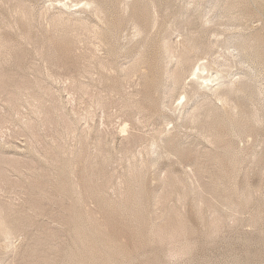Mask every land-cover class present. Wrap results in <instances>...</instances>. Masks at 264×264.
Instances as JSON below:
<instances>
[{
    "label": "rangeland",
    "instance_id": "rangeland-1",
    "mask_svg": "<svg viewBox=\"0 0 264 264\" xmlns=\"http://www.w3.org/2000/svg\"><path fill=\"white\" fill-rule=\"evenodd\" d=\"M60 1L0 0V264H264V0ZM212 39L218 101L162 48Z\"/></svg>",
    "mask_w": 264,
    "mask_h": 264
},
{
    "label": "bare ground",
    "instance_id": "bare-ground-1",
    "mask_svg": "<svg viewBox=\"0 0 264 264\" xmlns=\"http://www.w3.org/2000/svg\"><path fill=\"white\" fill-rule=\"evenodd\" d=\"M137 1V0H136ZM135 1V2H136ZM142 1V0H141ZM57 2H61L60 0L58 1L57 0ZM66 2H67V0H66ZM72 3V1L70 0L68 3ZM73 2H74V0H73ZM91 2H92V0H91ZM98 2V1H97ZM64 2L62 1V3L61 4H63ZM139 3H140V0H139ZM142 3H143V1L141 2V4L140 5H142ZM92 4V3H91ZM90 4V2H89V0H78V1H76L75 0V2H74V5H76L77 6V8L76 9H81L82 10V8H85L86 6H90L91 5ZM102 4V3H101ZM136 4V3H135ZM138 4V3H137ZM137 4H136V6H137ZM145 4V3H144ZM65 7L67 6V4L66 3H64L63 4ZM71 5H73V3L71 4ZM94 5H99V4H94ZM133 5V4H132ZM146 5V4H145ZM150 5V4H149ZM148 6V5H147ZM151 7L153 6V5H150ZM68 7V6H67ZM92 7V6H91ZM154 7V6H153ZM98 8V7H97ZM100 8V7H99ZM69 9V8H68ZM94 9H95V7H94ZM137 9H138V7H137ZM149 9V8H148ZM151 9V8H150ZM149 9V10H150ZM152 9H154V8H152ZM151 9V10H152ZM157 9V8H156ZM99 10V9H98ZM104 10V9H103ZM148 10V11H149ZM153 12V11H152ZM151 12V13H152ZM151 16H152V14H150ZM135 16H137V15H135ZM150 16V17H151ZM141 17V16H140ZM150 17H149V19H150ZM166 17V16H165ZM152 18V17H151ZM155 18V17H154ZM211 18V17H210ZM149 19H148V21H149ZM153 19V18H152ZM227 19V18H226ZM232 19H233V17H232ZM228 20V19H227ZM230 20V19H229ZM136 21V20H135ZM132 22L133 24L132 25H134L135 26V28H136V33H138V32H141L140 30H141V27L140 26H138V24L136 23V22ZM147 21V22H148ZM151 21V20H150ZM149 21V23H151ZM209 22L211 21L210 19L208 20ZM226 21V20H225ZM225 21H217L216 23H218V24H228L229 25V27H230V24H229V22L227 23V22H225ZM233 21V20H232ZM232 21L230 22V23H232ZM137 22H139V21H137ZM141 22V21H140ZM154 23H155V21H153ZM176 23V22H175ZM179 23V22H178ZM233 23H234V21H233ZM147 24V23H146ZM131 25V26H132ZM148 25V27H150L149 25H152V24H147ZM155 24H153V26H154ZM228 25H227V28H228ZM233 25V24H232ZM116 26V25H115ZM143 26H145V24L143 25ZM234 26V25H233ZM146 28L147 30L146 31H148L149 32V30L148 29H150V28ZM152 27V26H151ZM160 27V26H159ZM225 27V26H224ZM224 27H223V29H224ZM131 28H133V27H131ZM212 28H213V26H212ZM222 28V27H221ZM231 28V27H230ZM134 29V28H133ZM145 29V28H144ZM164 29V28H163ZM210 29V30H209ZM208 30H209V32H212L213 34H215L216 35V33H217V31H215V29H211V28H209ZM229 29V28H228ZM227 30V29H226ZM208 32V33H209ZM220 32V31H219ZM239 34V32H236V33H233V34H235V35H232L231 34V32H230V34H225L226 35V38H224L225 40H224V45H223V47H224V49L226 50V52L228 53V55H230V57H232V58H237L239 61H246L247 59H249L250 58V55H249V53L247 52V50H248V47H249V44H250V40L249 39H245L244 38V36L242 37V36H236V34ZM139 34V33H138ZM145 35V33L143 34V36ZM208 35V34H207ZM232 38H233V40H232ZM236 38H238L239 40H238V42L237 43H234V40H237ZM206 39H207V37H206ZM140 41V40H139ZM164 41V40H163ZM167 42V41H166ZM189 42V41H188ZM214 42L215 41H213V39H212V41H209V42H203V41H192L190 44H188V45H185V47H183L182 46V51H180V52H178V53H175L176 52V49L174 50V47L172 48V47H169L168 45H169V43H168V45H163L164 47H162L163 48V52L165 53V54H167L169 57H172V59L174 58V56H176L179 60H177V62L178 61H180L181 62V66L179 65V67L180 68H182V69H184V71H186L187 69H186V67H185V63H186V61L190 58V57H195V56H197L198 54H203L204 55V57H202V58H199L200 60H198L195 64H193L192 65V67H190L189 68V70H187V75L185 76L184 75V79H188L189 80V82H191L192 84H194V95L197 93H202V94H208V92H209V94L210 95H212V97H214L215 99H217V101H218V99L219 100H222L221 99V97H223L224 96V98L225 99H227V95H229L228 93L231 91V90H229L228 89V86L231 84V83H233V80H231L232 78H229V77H225L224 76V72H223V74H222V69L221 68H219L221 65H223V63H221L222 61L224 62L225 60H226V55L225 54H222L221 52L220 53H218L217 55H215V57L213 56L214 54H215V50L213 49L214 47ZM147 44V43H146ZM159 44V43H158ZM136 45V44H135ZM134 45V46H135ZM155 45V44H154ZM160 45H161V43H160ZM161 45V46H162ZM184 45V44H183ZM217 45V44H216ZM160 46V47H161ZM136 47H138V46H135V47H132V50H133V48H135L136 49ZM176 47V46H175ZM130 48V47H129ZM129 48H128V50H129ZM258 48V47H257ZM184 49V50H183ZM238 51H237V50ZM142 50V49H141ZM143 50H144V48H143ZM142 50V51H143ZM150 50V49H149ZM234 50L235 51H237L235 54H234ZM255 50V49H254ZM136 51V50H135ZM160 51V50H159ZM239 51H246L245 53H240ZM256 51V50H255ZM258 51V50H257ZM256 51V52H257ZM127 52V51H126ZM130 51H128L127 53H129ZM162 52V51H161ZM137 53H138V51H137ZM143 53H145V52H143ZM149 53H150V51H149ZM163 53V54H164ZM126 54V53H125ZM159 54H160V52H159ZM162 54V55H163ZM256 54V53H255ZM257 54H258V52H257ZM137 55H139V54H137ZM143 55V54H142ZM141 55V56H142ZM167 55H165L166 56V58H168L167 57ZM259 55V54H258ZM147 56V55H146ZM164 56V57H165ZM252 56V55H251ZM261 56V55H260ZM133 57V56H132ZM143 57V56H142ZM200 57V56H199ZM220 57H223L222 58V61H220L219 60V58ZM253 57V56H252ZM254 57H255V55H254ZM258 57V56H257ZM145 58H147V57H145ZM166 58H165V60H166ZM228 58V57H227ZM258 58H260V57H258ZM148 59V58H147ZM146 59V60H147ZM169 59V58H168ZM176 59V58H175ZM255 59H257L256 57H255ZM262 59V58H261ZM140 60H141V58H140ZM157 60H158V58H157ZM204 60V61H203ZM168 61V60H167ZM261 61V60H260ZM263 61V60H262ZM146 62V61H145ZM179 62V63H180ZM148 63V62H147ZM242 63V62H241ZM140 64V63H139ZM259 64V63H258ZM214 65V66H213ZM251 65V64H250ZM260 66H262V65H260ZM222 67V66H221ZM167 68V67H166ZM109 69H111V68H109ZM171 69V68H170ZM170 69H168V70H170ZM181 69V70H182ZM143 70V69H142ZM145 70V69H144ZM167 70V71H168ZM172 70V69H171ZM170 70V71H171ZM167 71L165 72V74L167 73ZM260 71V70H259ZM168 73H171V72H168ZM172 74V73H171ZM226 74V73H225ZM228 75V74H227ZM167 79V78H166ZM166 79H165V81H166ZM170 80V79H169ZM169 80H167V81H169ZM171 80H172V78H171ZM171 80H170V82H171ZM185 80V81H186ZM170 82H169V84H170ZM236 82V81H235ZM184 83V82H183ZM248 84H250V83H248ZM163 85H165V82H164V84ZM171 85V84H170ZM160 87V86H159ZM164 87V86H163ZM165 88V87H164ZM168 88V87H167ZM234 89L235 90H241L242 89V84H239V85H236L235 84V87H234ZM149 90V89H148ZM247 90V89H246ZM245 90V91H246ZM193 91V90H192ZM191 91V92H192ZM243 91V90H242ZM245 91L243 92V93H245ZM249 91H250V89H249ZM235 91H233V93H234ZM238 92V91H237ZM240 92V91H239ZM183 94V93H182ZM185 94H187V93H185ZM201 94V95H202ZM209 94L208 95H206L207 97L209 96ZM231 95H232V93H230ZM21 95V94H20ZM170 95V94H169ZM193 95V94H192ZM204 95V96H205ZM183 96L184 97H186L184 94H183ZM189 96H191V95H189ZM179 97H180V95H179ZM231 97V96H230ZM229 97V98H230ZM178 98V97H177ZM223 98V99H224ZM195 99V98H194ZM224 99V100H225ZM235 99V98H234ZM233 101V100H232ZM222 102H224V101H222ZM228 102V101H227ZM177 103V102H176ZM187 103V102H186ZM225 103V102H224ZM223 103V104H224ZM225 105V104H224ZM202 106V105H201ZM235 107V106H234ZM190 108V107H189ZM175 110H178V112L176 113V117L178 118V117H180V116H184L185 114H187L188 113V110L186 109V104L184 103V104H181V107H179L178 109H177V107L175 108V109H173V112H175ZM244 114V113H243ZM242 114V115H243ZM188 115H186V116H184V117H182V118H185V117H187ZM189 116H190V114H189ZM245 117H246V115H245ZM31 119V118H30ZM26 121V120H25ZM195 123V122H194ZM126 129V128H125ZM163 130V129H162ZM158 131V130H157ZM161 131V130H160ZM170 132V131H169ZM163 134H162V136H161V133H159L160 135L159 136H161V137H159V139H154V142H153V144H155V147L157 146V148H158V146H160V144H159V142H162L161 140H163V139H161L162 137H163V135H164V132H162ZM165 133H166V130H165ZM171 134V133H170ZM166 135H168V134H166ZM152 138H153V136H152ZM168 138V137H167ZM166 140V139H165ZM152 141H153V139H152ZM150 142V141H149ZM176 142H178V141H176ZM168 143V142H167ZM173 143V142H172ZM171 143V144H172ZM150 145H151V142L149 143ZM152 144V146H154ZM162 144V143H161ZM164 144V143H163ZM162 144V145H163ZM175 144V143H174ZM151 146V147H152ZM175 146V145H174ZM173 147V146H172ZM154 148V147H153ZM160 148V147H159ZM180 148V147H179ZM178 148V149H179ZM150 149V148H149ZM152 149V148H151ZM168 149V148H167ZM173 149V148H172ZM153 150V149H152ZM160 150V149H159ZM164 150V149H163ZM150 151V150H149ZM155 151V150H154ZM162 151V150H161ZM153 152V151H152ZM142 153V152H141ZM151 153V152H150ZM166 153H168V154H171L172 153V151H171V149H168V152H166ZM165 153V154H166ZM162 154V153H161ZM164 154V155H165ZM138 155H140V154H138ZM171 156H172V154H171ZM170 155H169V157H171ZM165 157V156H164ZM173 157V156H172ZM141 158V157H140ZM168 160H167V159ZM166 160L167 161H170L169 160V158H168V156L166 155ZM143 159V158H142ZM176 159V158H175ZM151 161V160H150ZM152 162V161H151ZM177 162H178V160H177ZM180 162V161H179ZM3 222V221H2ZM1 225V224H0ZM5 225V224H4ZM1 227H3L2 225H1ZM0 231H3V233H5L4 232V230H0ZM0 234H2V233H0ZM3 236H4V234H3ZM2 236V237H3ZM6 236H8V234L6 235ZM7 239V237H4V239ZM9 238V237H8Z\"/></svg>",
    "mask_w": 264,
    "mask_h": 264
}]
</instances>
